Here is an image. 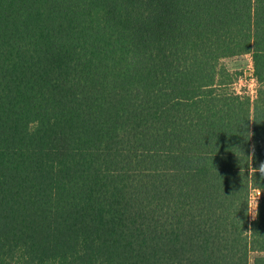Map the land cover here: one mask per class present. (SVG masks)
Returning a JSON list of instances; mask_svg holds the SVG:
<instances>
[{
    "label": "trees",
    "instance_id": "16d2710c",
    "mask_svg": "<svg viewBox=\"0 0 264 264\" xmlns=\"http://www.w3.org/2000/svg\"><path fill=\"white\" fill-rule=\"evenodd\" d=\"M0 264H264V0H0Z\"/></svg>",
    "mask_w": 264,
    "mask_h": 264
},
{
    "label": "rangeland",
    "instance_id": "374dc122",
    "mask_svg": "<svg viewBox=\"0 0 264 264\" xmlns=\"http://www.w3.org/2000/svg\"><path fill=\"white\" fill-rule=\"evenodd\" d=\"M254 63L250 53L229 56L223 59L221 61L222 68H220V73L227 70L228 74H220V77H222L220 80L229 83L223 87L222 91L230 90V84L235 82L233 86L237 90H241L242 93L250 92L254 96L259 87V83L255 77ZM260 197L261 191L259 189H253L249 211L251 220L255 219L257 216ZM255 254H257V252L253 253V255Z\"/></svg>",
    "mask_w": 264,
    "mask_h": 264
}]
</instances>
